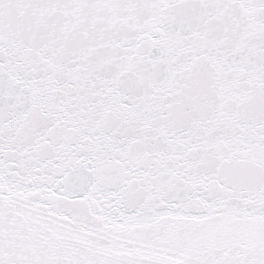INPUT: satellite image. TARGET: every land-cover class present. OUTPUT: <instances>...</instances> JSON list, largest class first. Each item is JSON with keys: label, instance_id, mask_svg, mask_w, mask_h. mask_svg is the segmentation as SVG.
<instances>
[{"label": "snow or ice", "instance_id": "1", "mask_svg": "<svg viewBox=\"0 0 264 264\" xmlns=\"http://www.w3.org/2000/svg\"><path fill=\"white\" fill-rule=\"evenodd\" d=\"M0 264H264V0H0Z\"/></svg>", "mask_w": 264, "mask_h": 264}]
</instances>
